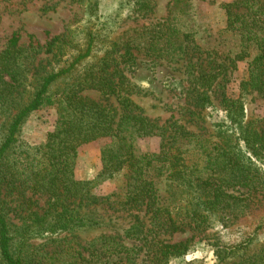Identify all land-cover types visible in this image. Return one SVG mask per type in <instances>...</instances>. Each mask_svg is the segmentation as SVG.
<instances>
[{"label":"trees","instance_id":"16d2710c","mask_svg":"<svg viewBox=\"0 0 264 264\" xmlns=\"http://www.w3.org/2000/svg\"><path fill=\"white\" fill-rule=\"evenodd\" d=\"M243 6L248 7L245 12L235 11ZM98 8L96 3L89 8L88 18L94 17V21L85 26L76 54L57 69L42 67L38 57L43 45L32 35L28 47L22 46L19 35L14 33L0 49V114L8 118L0 134V264H136L142 251L148 264H202L184 258L190 240L170 242L161 236L187 229L204 232L207 219L221 211L216 202L224 200L222 184L234 180L233 185L249 186L253 181L250 166L254 164L252 157L264 156V131L245 121L241 93L238 97H226V121L218 125L225 143L205 147V166H200L198 160L203 159V155L186 147L184 140L191 135L184 128L175 124L160 125L144 114L129 95L122 93L130 90V82L120 65H114L111 70L114 59H118L114 56L111 59L104 56L97 69L92 68L77 82L66 84L62 93L53 95L51 87L69 77L77 65L91 57L98 43L105 44L108 54L106 40L114 18ZM225 8V30L234 32L239 44L237 51L229 49L223 56L217 55L216 59L221 58L222 62L216 65L225 69L227 60L232 63L246 60L248 75L240 82L241 90L264 95V0H235ZM157 32L144 35L136 46L148 41L149 48L145 47L154 54H172L186 47L187 34L181 38L176 29ZM62 42L60 36L55 37L47 44V52H53L55 58ZM132 56L131 48L126 49L120 60L128 61ZM34 67L37 68L33 75L39 76V80L34 93L27 96L28 75ZM194 67L198 68L193 81L196 101L206 108L213 104L209 90L220 73L214 71V60ZM89 87L100 89L106 95H116L122 108L82 94ZM45 104L56 107L58 116L54 130L40 146L20 149L17 142L22 123ZM155 136L160 137L158 153L138 150L139 139ZM102 139H110V143L102 150L99 177L109 179L122 175L123 197L115 194L120 198L119 204L144 207L151 213V226L140 221L128 231V235L131 230L134 232L141 242L140 247L127 245L120 235L105 234L86 244L80 243L74 235L77 228L98 224L94 217L69 207L77 199L87 205L98 200L91 192L92 182L79 180L74 175L78 149ZM189 154L196 160H188ZM163 167L167 168L172 187L176 188L168 195L163 194L159 186L158 169ZM179 188L190 189L198 195L184 203V199L178 197ZM29 192L46 194L52 203L39 213L27 197ZM11 211H16L15 215H19L23 223L16 231L9 217ZM262 227L263 224H257L238 241L215 244V264H264V250L256 257L245 255L254 243L255 232ZM63 234L56 248L50 251L42 252L39 246L30 249V241L36 236L54 243L57 238H51ZM69 236L71 239L67 238Z\"/></svg>","mask_w":264,"mask_h":264},{"label":"rangeland","instance_id":"374dc122","mask_svg":"<svg viewBox=\"0 0 264 264\" xmlns=\"http://www.w3.org/2000/svg\"><path fill=\"white\" fill-rule=\"evenodd\" d=\"M233 1L235 0H0V49L7 45L14 33L19 35L20 44L28 47L32 35L43 45L38 57L42 60V67L46 66V70L57 69L76 54L78 40L85 26L94 21V17L88 18V10L96 3L99 5V11L111 14L114 18L110 22L112 29L106 40L111 55L108 56L109 52L106 55L105 44L98 43L93 55L77 65L75 71L65 80L55 83L50 92L53 95L62 93L66 84L77 82L92 68L97 69L104 56L107 59L114 56L118 59H114L111 70L114 65H120L130 82V90H124L122 93L129 95L142 108L144 114L157 120L160 125L175 124L184 128L191 135V138L184 140L186 147L195 154L203 155V159L198 162L200 166H205V147L225 143L219 134L218 125L226 121V97H238L241 93L245 106V121L264 131V95L257 91H242L240 88V82L248 75V62L245 60L232 63L227 60L228 67L225 69L222 65H216L222 62L221 58L216 59L217 55L223 56L229 49H238L239 41L235 33L225 30V6ZM247 9L248 7L243 6L235 11L242 13ZM160 29L166 32L176 29L181 38L187 34L186 47L182 51L173 52L174 54H154L147 49L150 45L148 41L136 46L144 35L157 34ZM57 36H60L63 42L54 58V53L47 52L46 48ZM130 48L133 54L131 60H120V55ZM211 60H214V71L220 74L209 90L213 104L203 108L196 101V87L193 81L198 74V68L194 66L206 65ZM42 67L40 66L39 70ZM36 68H32L28 75L27 96L32 95L37 88L39 76L33 75ZM82 94L122 108L116 95H106L95 87L86 88ZM57 116L56 107L51 104H45L27 116L18 133L17 144L20 149L43 144L48 133L54 130ZM7 121L8 118L0 114V134ZM109 143L110 139H102L84 144L78 149L74 175L79 180L92 182L91 192L98 200L87 205L85 201L77 199L76 202L70 203L69 207H75L80 214L94 217L98 224L77 228L74 235L82 244L90 243L105 234L120 235L127 245L140 247V240L132 230L129 235L128 231L140 221L146 226H151V213H147L144 207L130 208L119 204V199L123 197L120 181L122 175L109 179L99 177L102 169V150ZM136 144L142 153H158L160 137L139 139ZM188 160L193 162L196 159L189 154ZM252 160L254 164L250 168L254 173L251 176L255 184L253 185L252 181L249 186L233 185L234 180L222 184L224 200L216 202L221 211L207 219L204 232L187 229L161 236L170 242L190 240V248L184 255L186 260L195 259L198 263L215 264V244L240 240L259 223L263 224V227L255 232L254 243L245 255L256 257L261 254L260 250H264V156L252 157ZM158 174L163 194L172 193L176 188L172 187L167 168H159ZM177 190L178 197L183 198L184 203L198 195L194 191L193 194L190 189ZM115 194H120L121 197ZM27 197L31 198L33 209L39 213L44 212L52 203L46 194L29 192ZM15 212L9 213L14 231L23 224L21 217L15 215ZM64 235L52 237V240L57 238L54 243L46 237L36 236L30 241V249L39 246L42 252L50 251L56 248L57 242ZM67 238L71 239V236ZM136 264H148L143 251L139 254Z\"/></svg>","mask_w":264,"mask_h":264}]
</instances>
